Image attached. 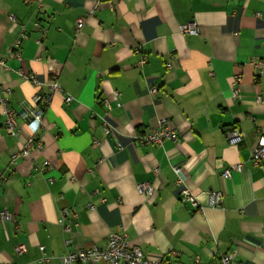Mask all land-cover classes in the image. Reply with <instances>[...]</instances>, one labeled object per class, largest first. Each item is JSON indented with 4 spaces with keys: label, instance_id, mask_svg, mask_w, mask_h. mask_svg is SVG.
<instances>
[{
    "label": "crops",
    "instance_id": "obj_1",
    "mask_svg": "<svg viewBox=\"0 0 264 264\" xmlns=\"http://www.w3.org/2000/svg\"><path fill=\"white\" fill-rule=\"evenodd\" d=\"M191 23L197 35L182 31ZM18 39L20 57L10 53ZM0 59L17 112L53 94L26 157L31 128L18 117L8 134L0 105V211L10 214L0 264H61L68 251L104 249L111 233L152 260L220 264L235 253V264H264V162L252 160L264 134V0H0ZM162 127L177 141L135 144ZM234 128L246 134L238 145L227 140ZM177 166L197 210L183 203Z\"/></svg>",
    "mask_w": 264,
    "mask_h": 264
},
{
    "label": "built area",
    "instance_id": "obj_2",
    "mask_svg": "<svg viewBox=\"0 0 264 264\" xmlns=\"http://www.w3.org/2000/svg\"><path fill=\"white\" fill-rule=\"evenodd\" d=\"M85 24V18H80L76 24V31L80 32ZM183 33L187 35H197L198 34V26L196 23H191L188 25H184L182 27ZM25 32L22 33V38H24ZM40 43V41H39ZM21 39H18L13 44V47L10 49V53L12 55H16L20 57L19 52H15V48L20 46ZM138 52V50L136 51ZM145 57L140 61V64L145 63ZM260 64V63H259ZM5 60L0 59V67H5ZM32 81L36 84H39L36 77H31ZM241 81L240 75L236 77V82L239 83ZM53 92L62 93V88L60 84L55 81L52 84ZM151 93L156 94L159 91V86L154 85L150 89ZM10 89L8 87H2L0 89V105L3 107L5 113V121L4 128L7 133L10 135H17L19 132V124L18 117H21L25 123H27L31 128V134L28 137L26 144L22 152L19 156L26 157L30 154L31 148L34 145V139L38 135L40 128L42 127L43 120L46 116V113L50 107L53 94H42L37 93L32 101L33 107H24L20 112H17L14 108H12L10 101L4 97V93H9ZM114 97L116 99L117 105L121 106V103L118 101L120 98L119 92H114ZM66 101L70 103L72 101L71 97H66ZM260 101V99H259ZM108 107L111 108L110 103L106 102ZM166 121H162V126ZM246 137V134L239 129H231L227 133V140L231 145H238L241 143ZM165 140L177 141V131L175 129H170L167 127H162L161 129H153L147 133V135L143 138L137 137L135 140V144H146V143H156L162 145ZM99 142L94 141V144L97 145ZM252 160L254 165H261L264 162V134L258 135L257 146L253 151ZM46 166H49L46 163ZM242 165H237L235 167L236 170H240ZM233 169H228L224 172V176H231ZM156 172H159V169H156ZM175 173L178 175L177 184L183 187L182 193L184 195L183 203L190 204L194 209H199V202L197 197L194 195L193 191L190 189L188 185V177L184 174L182 167H175ZM139 191L147 196L151 197L154 194V188L148 182H143L139 186ZM1 189V184H0ZM211 202L212 206L220 207L223 202V195L220 192H213L211 194ZM90 208L92 206L89 205ZM61 214L64 217H68L70 215H74L77 217L78 215L72 212L71 209L64 207L61 209ZM10 218V214L8 211H0V224ZM71 240L66 241V245H70ZM16 251L18 254H22L27 251V247L24 244L18 245L16 247ZM40 251L42 253L41 262H49L54 256L48 255L44 246L40 247ZM235 253H227L221 256L220 264H235ZM61 264H75V263H91L98 264L99 262H109L111 264H175L170 263L168 261L162 260H152L147 258L142 250L138 246L131 245L128 240L126 234H115L111 233L109 235L108 243L104 249H99L97 247H92L89 249H80V250H72L63 254L60 258ZM195 261L198 263L200 261L199 257H196Z\"/></svg>",
    "mask_w": 264,
    "mask_h": 264
}]
</instances>
